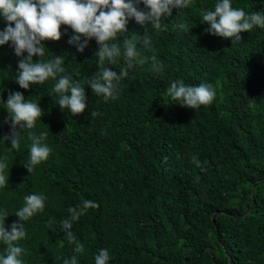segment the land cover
Returning a JSON list of instances; mask_svg holds the SVG:
<instances>
[{"label": "trees", "instance_id": "trees-1", "mask_svg": "<svg viewBox=\"0 0 264 264\" xmlns=\"http://www.w3.org/2000/svg\"><path fill=\"white\" fill-rule=\"evenodd\" d=\"M216 2L190 0L189 8L173 9L166 30L149 27L152 50L140 51L154 54L164 71L137 65L121 82L118 98L108 102L86 86L87 108L75 116L58 108L52 79L21 89L14 82L18 58L8 44L0 46V100L6 102L13 90L39 101L44 115L32 131L49 130L52 148L29 174L23 167L27 136L18 152L0 144L9 167L8 186L0 188V210L9 213L5 225L17 219L25 195L47 196L44 211L25 222V264H63L73 255L78 264H94L101 248L110 253L108 264H264V28L240 33L236 45L209 34L201 14ZM231 4L246 12L264 10V0ZM4 26L0 18V30ZM145 27L134 20L127 25L141 37ZM72 31L61 25L59 41L42 43L54 56L65 55L64 74L90 78L98 46L93 38L77 52L67 43ZM122 63L110 67L119 71ZM175 79L211 83L216 96L197 109L176 105L165 95ZM4 109L0 102V137L10 130ZM92 111L99 115L92 117ZM192 155L203 171L191 163ZM84 199L99 208L73 222L85 246L76 254L58 226L68 207Z\"/></svg>", "mask_w": 264, "mask_h": 264}, {"label": "clouds", "instance_id": "clouds-1", "mask_svg": "<svg viewBox=\"0 0 264 264\" xmlns=\"http://www.w3.org/2000/svg\"><path fill=\"white\" fill-rule=\"evenodd\" d=\"M189 7L190 0H0V18L5 24L0 30V46L8 44L18 58L14 82L21 89L28 90L33 85L52 79L55 83L50 94L57 97L58 108L60 111L67 109L75 116L87 108L86 86L95 96L108 102L118 98L121 82L137 65H150L149 71L162 73L163 63L154 54L147 55L140 51L141 48L152 50L148 29L166 30L164 22L172 15L173 9ZM130 20L142 27L147 26L142 37L129 33L127 25ZM200 23L209 25L206 29L209 34L231 38L232 45H236L241 43L240 33L250 32L257 27L264 28V10L246 12L243 8L233 7L231 0H217L213 10L202 12ZM61 25L73 30L67 43L74 45L77 52L83 53L89 41L95 39L98 46L94 53L97 71L90 78L74 79L71 74H64L65 55L54 56L42 43L59 41ZM180 27L189 31L184 24ZM64 34H67V30ZM46 51L51 53L49 59H43ZM33 57H36L35 61ZM117 60L123 62L119 71L110 67ZM165 95L176 105L197 109L209 105L216 91L213 84L208 82L188 85L182 79H175L167 87ZM0 102L5 105L7 118L4 123H9L10 129L0 137V144L8 142V150L18 152L21 137L26 135L30 144L27 145L28 155L23 167L31 174L52 153V148L46 143L49 130L38 135L32 131L37 118L44 115V110L39 107V101L25 98L20 91L8 90L6 102ZM90 115L96 117L99 113L92 111ZM7 161V155L0 156V188L8 186ZM191 163L204 170L196 155L191 156ZM46 200L44 193L25 195L22 206L14 212L17 219L9 226L5 225L8 211L0 210V244L4 245L0 264H25L23 256L26 249L20 244L27 235L25 222L44 211ZM97 208V202L84 199L80 204L68 207L67 217L59 221V231L68 244L74 245L76 254L84 253L85 246L72 230L73 222L89 209ZM49 223L54 224V218ZM93 259L94 264H108L111 256L108 249L101 248ZM63 264H78L77 255L64 258Z\"/></svg>", "mask_w": 264, "mask_h": 264}]
</instances>
